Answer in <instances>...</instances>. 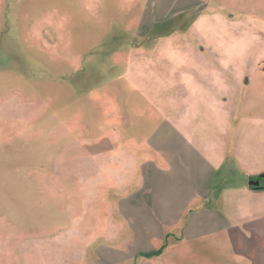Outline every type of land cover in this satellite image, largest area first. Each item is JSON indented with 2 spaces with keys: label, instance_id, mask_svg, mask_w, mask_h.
<instances>
[{
  "label": "rangeland",
  "instance_id": "rangeland-1",
  "mask_svg": "<svg viewBox=\"0 0 264 264\" xmlns=\"http://www.w3.org/2000/svg\"><path fill=\"white\" fill-rule=\"evenodd\" d=\"M187 146L264 172V0H0V264H138L133 199Z\"/></svg>",
  "mask_w": 264,
  "mask_h": 264
},
{
  "label": "crops",
  "instance_id": "crops-1",
  "mask_svg": "<svg viewBox=\"0 0 264 264\" xmlns=\"http://www.w3.org/2000/svg\"><path fill=\"white\" fill-rule=\"evenodd\" d=\"M187 147L179 150L178 164L168 168L179 176L178 183L168 173L160 179L166 182L154 186L150 181L141 186L142 196L134 197L136 205L148 206V214H136L133 227L137 239L133 246L125 243V253L139 257L138 264H264V214L227 220L218 207L222 194L212 192L221 174L225 189L246 191L249 196L263 193L264 189L253 190L248 185L260 173L239 180L231 166L223 168L214 159L208 161L200 148ZM157 250H161L157 255H144Z\"/></svg>",
  "mask_w": 264,
  "mask_h": 264
},
{
  "label": "water",
  "instance_id": "water-1",
  "mask_svg": "<svg viewBox=\"0 0 264 264\" xmlns=\"http://www.w3.org/2000/svg\"><path fill=\"white\" fill-rule=\"evenodd\" d=\"M255 179L251 178L250 181L248 182V185L251 189L253 190H260V189H264V187H262L260 185V181L262 179H264V172L258 174L257 176L254 177Z\"/></svg>",
  "mask_w": 264,
  "mask_h": 264
},
{
  "label": "trees",
  "instance_id": "trees-1",
  "mask_svg": "<svg viewBox=\"0 0 264 264\" xmlns=\"http://www.w3.org/2000/svg\"><path fill=\"white\" fill-rule=\"evenodd\" d=\"M161 252V250H157V251H155V252H152V253H147V254H144L146 257H151V256H153V255H157V254H159Z\"/></svg>",
  "mask_w": 264,
  "mask_h": 264
},
{
  "label": "flooded vegetation",
  "instance_id": "flooded-vegetation-1",
  "mask_svg": "<svg viewBox=\"0 0 264 264\" xmlns=\"http://www.w3.org/2000/svg\"><path fill=\"white\" fill-rule=\"evenodd\" d=\"M262 181H263V183H264V179L260 181L261 185L263 184Z\"/></svg>",
  "mask_w": 264,
  "mask_h": 264
}]
</instances>
